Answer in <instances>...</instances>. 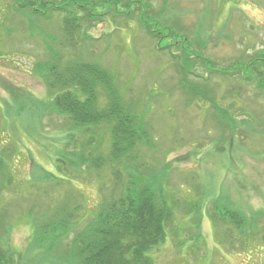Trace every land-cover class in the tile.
<instances>
[{"label":"rangeland","instance_id":"374dc122","mask_svg":"<svg viewBox=\"0 0 264 264\" xmlns=\"http://www.w3.org/2000/svg\"><path fill=\"white\" fill-rule=\"evenodd\" d=\"M132 1L138 0L118 4L124 15L110 11L100 23L84 20L73 41L62 15L35 22L14 0H0V154L14 178L0 194L9 229L1 248L11 264H69L63 262L82 222L49 251L21 262L32 233L28 211L51 217L68 197L69 204L82 200L91 216L98 190L107 193L117 167L132 161L80 172L66 163L56 168L69 133L77 150L106 158L109 129L76 128L55 113L37 70L52 60L51 45L62 65L96 62L110 71L124 105L151 136L133 164L138 169L141 162L139 171L161 181L171 211L164 241L146 253L152 264H264V92L253 70L264 65V0H142L152 9L141 15ZM95 2L106 11L105 0ZM141 17L160 40L141 28ZM39 167L63 184L45 180Z\"/></svg>","mask_w":264,"mask_h":264},{"label":"trees","instance_id":"16d2710c","mask_svg":"<svg viewBox=\"0 0 264 264\" xmlns=\"http://www.w3.org/2000/svg\"><path fill=\"white\" fill-rule=\"evenodd\" d=\"M95 1L14 0V3L18 7L17 11L28 13L30 20L35 22L50 21L54 14L62 15L65 25L63 31L67 38L75 41L73 34L82 29L84 20L87 24L100 23L104 15L110 11L124 15L121 11L117 12V6L122 5V1L125 0H105L106 11H100L103 13L98 11L99 7L103 6L102 3L97 5ZM137 2L140 6H138L140 15L147 9H152L151 5L142 0L132 1L129 6H134ZM123 8L126 12L129 10L128 6ZM137 21L148 36L160 40L159 31L155 30L150 22L145 21L143 17ZM48 49L52 60L48 65H38L37 70L44 78L51 94V104L55 113L67 117L76 128L105 125L109 129V153L106 158L96 150L93 152L96 155L92 152L86 153L84 149L77 150L76 145L72 143L74 135L69 133L63 151H59V157L55 158L56 168L66 163L71 170L80 172L82 167L97 170L103 165L107 166L128 157L132 161L129 166L125 164L117 167L112 177L113 185L107 193L106 188L98 190L99 202L91 216L83 213L84 207L79 198L74 201L78 203L69 204L67 197L65 202L64 200L62 202L64 204L60 212L56 213L55 208H52L54 213L51 217H48V212L38 215L33 209L29 210L32 233L26 253L20 254L21 262L24 259L27 261L29 253L39 255L44 252V248L49 251L50 246H53L58 238H63L76 228V223L82 222L83 227L71 238L69 259L63 263L152 264L146 253L154 245L164 241L165 229L171 221V211L165 201L166 194L161 181H158L152 171L151 173L145 169L144 172L139 171L141 162L138 169L137 165L133 164L139 157L137 151L140 146L150 147L151 136L144 128V124L136 119L133 108L124 105L110 71L96 62L66 60L62 65L58 53L53 51L51 45ZM197 59L204 66L211 64L204 57ZM187 60L188 56L185 53L184 61ZM263 69L264 65H260V62L253 68L255 76H258L257 87L262 92H264ZM4 157L0 154V194L11 188L14 179ZM38 170L43 171L41 167ZM42 174L45 180L59 181L54 183L55 185L63 184L62 180L50 172L44 171ZM30 180L31 182L36 180L35 173L31 175ZM236 216L241 217L240 214ZM237 222L231 221V224L235 226ZM3 223L4 219L0 216V242L5 240L6 231H9ZM0 264H11L8 254L1 246Z\"/></svg>","mask_w":264,"mask_h":264}]
</instances>
